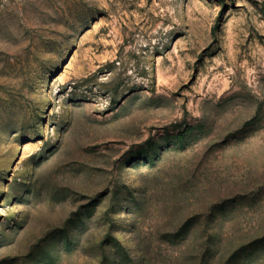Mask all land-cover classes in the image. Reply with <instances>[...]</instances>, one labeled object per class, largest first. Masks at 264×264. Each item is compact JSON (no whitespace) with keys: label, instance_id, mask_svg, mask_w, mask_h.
<instances>
[{"label":"rangeland","instance_id":"obj_1","mask_svg":"<svg viewBox=\"0 0 264 264\" xmlns=\"http://www.w3.org/2000/svg\"><path fill=\"white\" fill-rule=\"evenodd\" d=\"M0 264H264V0H0Z\"/></svg>","mask_w":264,"mask_h":264}]
</instances>
